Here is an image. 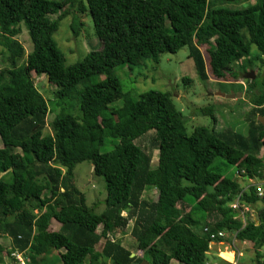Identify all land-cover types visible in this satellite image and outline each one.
Listing matches in <instances>:
<instances>
[{
    "label": "trees",
    "instance_id": "16d2710c",
    "mask_svg": "<svg viewBox=\"0 0 264 264\" xmlns=\"http://www.w3.org/2000/svg\"><path fill=\"white\" fill-rule=\"evenodd\" d=\"M84 1L78 11L89 13L101 48L66 67L53 35L67 14L63 8L74 1L0 0V58L5 64L0 69V237L10 239L12 250L26 252L31 264H52L53 252L61 250L60 264H205L210 233L225 231L252 243L254 264H264V196L258 197L255 185L244 189L237 178L211 170L220 158L240 177L264 179V126L258 121L264 118V74L260 82L247 81L244 95L251 109L246 135L205 127L188 135L169 93L146 91L135 100L121 91L115 76L91 82L116 67L157 63L160 55L188 47L196 74L206 83L203 46H209L213 79L225 81L230 72L234 77L238 61L251 68L252 59L245 56L252 46L259 61L264 57V0ZM21 23L32 43L22 63L25 53L16 39ZM81 25L78 20L71 24L74 36ZM32 73L55 86L53 99L61 109L46 135L49 109ZM120 99L123 105L109 110ZM68 100L78 103L79 118L62 108ZM202 113L216 124L212 108ZM149 131L157 143L158 169L151 168V154L135 143ZM106 136L118 143L100 153ZM84 162L105 181L100 214L87 207L74 185V168ZM149 186L158 189L156 200L143 199ZM239 195L256 209L257 221L243 225L236 219L228 204ZM130 220L140 256L131 257L111 238ZM52 223L60 226L58 231L50 229ZM198 223L199 234L193 231ZM12 250L5 252L0 243V263Z\"/></svg>",
    "mask_w": 264,
    "mask_h": 264
},
{
    "label": "rangeland",
    "instance_id": "374dc122",
    "mask_svg": "<svg viewBox=\"0 0 264 264\" xmlns=\"http://www.w3.org/2000/svg\"><path fill=\"white\" fill-rule=\"evenodd\" d=\"M56 1V0H55ZM59 1V0H57ZM73 6H65L63 10L67 12L64 19L58 23V29L53 35V39L56 42L59 50L62 52L65 60V66H71L77 62H80L85 58V56L91 50H100V43L95 36L93 24L89 13L78 11L79 6L86 3L84 0H73ZM249 3L253 4L254 0H249ZM227 7L231 8H241L240 5L225 4ZM223 6V7H225ZM244 6H247L245 4ZM62 10V11H63ZM58 15L50 16V19H57ZM74 20H78L82 25L79 28V35L74 36L71 31V24ZM19 33L16 39L22 45L24 49V57L31 52L32 43L29 38L28 32L25 26L21 23L18 25ZM243 34L247 38V33L243 31ZM209 46L200 47L202 56L204 59L206 72L208 74V81L203 83L199 80L193 61L189 58L188 47H183L176 54H162L159 56L157 63L152 60H146L141 67H132L129 69L127 66L116 67L108 73L102 74L101 76L92 79L91 82L102 81L106 75L115 76L121 86V91L125 94H129L133 99H137L140 93L146 91H160L169 93L173 104L176 109L179 110L185 120L186 132L190 135L194 128L205 127L207 129L215 128L216 131H222L226 128H230L235 132L246 135L247 133V122L246 117L249 110L251 109L250 101L246 93V86H248L249 80L245 79V75L249 72H253L257 82L261 81V77L264 74V57L259 61L257 59V50L254 46L251 47L249 56H245V59H252V66L243 68L240 63H244V60L238 61L234 64V77H231V72L224 79L225 81H216L211 76L209 68V57L208 50ZM3 57L0 58V69L4 67ZM33 83L40 94L45 98L49 112L46 117V128L44 129V134H49L50 127L49 124L54 120L55 116L59 113L61 109L57 107L56 102L53 99V93L56 90L53 84H50L45 76H36L32 73ZM187 78L190 83L185 84L183 79ZM81 88V86L79 87ZM230 95V94H242L241 97L236 99H228L221 97L218 94ZM123 105V101L117 100L111 103L108 108L109 110L119 109ZM62 108H65V112L72 115L74 118L80 117L79 105L76 101L68 100L63 102ZM205 108H212L214 117L217 119L216 124H213L211 115L203 114L202 110ZM118 140L112 139L108 136L105 137L103 145L99 146L98 150L100 153H107L113 150ZM140 146L145 152L151 154V168L158 169V151L155 149L157 143L154 138V132L149 131L146 135L142 136L135 142ZM2 144L0 142V148ZM263 149L261 150L260 156L263 154ZM14 152H19L14 150ZM211 170L220 171L224 176L228 178H237L238 183L242 188H248L251 185L259 182L258 185H262L263 196H264V180L253 179H242L237 174L235 167L228 165L224 160L218 158L214 161L211 166ZM74 185L77 190L84 196L85 203L87 207L94 210L96 214H100L105 209V199H106V188L105 181L102 177L94 176L92 173V165L89 162H84L75 166L73 171ZM158 189L154 186H149L146 188L143 194V199L153 201L157 199ZM262 205V204H261ZM260 206V205H259ZM229 207V205H228ZM188 210V209H187ZM236 219H239L243 225L246 221H257L258 212L252 206H249V210L244 212V221L239 217V213L236 212ZM125 216L126 214L123 213ZM200 217L199 215H197ZM197 219V217H195ZM193 228V231L199 234L201 231V223ZM54 225L52 223L51 230H54ZM131 228V224H130ZM101 228L98 229L100 231ZM227 233L224 239V253L222 254V260L229 264L234 258L231 250L235 248L241 251L242 255L236 256V264H254L255 263V252L254 247L251 243L248 245H239L238 241H233V236L231 233ZM131 238V237H130ZM2 246L5 252L9 251L8 241L10 239L6 236H1ZM133 245L136 246L135 240L133 238L129 239ZM234 242V244H232ZM239 245V246H237ZM264 254V246L261 249ZM52 256L54 257L55 264H60L58 260V254L56 252ZM7 254V253H6ZM236 254V252H235ZM27 255V254H26ZM220 255V254H219ZM28 256V255H27ZM29 257V256H28ZM221 257V256H220ZM0 264H15L9 255H3L2 263Z\"/></svg>",
    "mask_w": 264,
    "mask_h": 264
},
{
    "label": "crops",
    "instance_id": "0c3cea01",
    "mask_svg": "<svg viewBox=\"0 0 264 264\" xmlns=\"http://www.w3.org/2000/svg\"><path fill=\"white\" fill-rule=\"evenodd\" d=\"M242 179H247V178L244 177ZM249 182H250V180H249ZM250 183L252 185L254 183V181H251ZM255 184H259V182L255 183ZM244 189H246V188H244ZM130 224H131V228H130ZM132 226H133V220H130L128 225H127V227L124 230H119V229L116 230L111 235V238L114 241H118L126 250H129L131 252V257H134V256H140L141 251L139 250V248H137L135 245H133V243H131L129 241V239H131L130 238L131 237L130 233H131ZM59 228H60L59 225H57V224L54 225V231H58ZM232 236H233V234H232ZM235 240H236V238L233 236V241H235ZM236 241H238V240H236ZM238 242L240 243L239 245H248L249 244V242H245V241H243V242L238 241ZM0 243H2L1 239H0ZM224 244H225L224 241L211 243L210 246H209V251L206 254V257H207L206 258V262L211 263V264H222L221 262L226 263V261H223L221 259L222 256H223L222 254L224 253L223 249L226 248V247H224L225 246ZM232 244H234V242H232ZM239 245H237V246H239ZM8 247H9V250H12L11 241L10 242L8 241ZM96 248L99 251L101 250V247H96ZM64 252L65 251H63V250L58 251V252H56V255L64 253ZM230 252L231 253L234 252V254H235V252L236 253H241V251L237 250L236 248H235V250H231ZM54 254L55 253H53V255ZM241 255H242V253H241ZM236 261H237V259H236ZM53 262H52V264H55V261H53ZM48 264H49V262H48ZM103 264H112V263H111L110 260H105V262ZM170 264H179V263L176 262L175 260H171Z\"/></svg>",
    "mask_w": 264,
    "mask_h": 264
},
{
    "label": "built area",
    "instance_id": "2783aa9c",
    "mask_svg": "<svg viewBox=\"0 0 264 264\" xmlns=\"http://www.w3.org/2000/svg\"><path fill=\"white\" fill-rule=\"evenodd\" d=\"M255 185V189L257 192L258 197L263 196V188L262 185L258 184H252ZM229 208H231L233 211H236L239 213V217L242 218V221H244V212L249 210V205L243 203L241 201V195L237 196L231 203L228 204ZM205 233H209V230L207 228L204 229ZM227 233L225 231H218L216 233H210V244L215 243V242H221L224 241L226 238ZM235 237V235H234ZM26 252H19L18 250H12L10 253V257L13 259L15 264H31L28 256L25 254ZM233 254V260L229 262V264H236V256L238 257L241 256V253H236L232 252ZM205 264H211L208 262H205Z\"/></svg>",
    "mask_w": 264,
    "mask_h": 264
},
{
    "label": "water",
    "instance_id": "95a60500",
    "mask_svg": "<svg viewBox=\"0 0 264 264\" xmlns=\"http://www.w3.org/2000/svg\"><path fill=\"white\" fill-rule=\"evenodd\" d=\"M254 78H255V76H254L252 71L245 75V79H247L249 81L254 80ZM218 95L221 96V97L228 98V99H236L238 97L240 98L242 94H238V95H235V94L224 95V94L219 93ZM258 121L264 126V118L258 117ZM139 264H148V262L144 260V261H142Z\"/></svg>",
    "mask_w": 264,
    "mask_h": 264
}]
</instances>
